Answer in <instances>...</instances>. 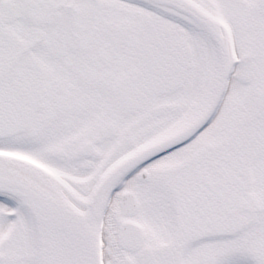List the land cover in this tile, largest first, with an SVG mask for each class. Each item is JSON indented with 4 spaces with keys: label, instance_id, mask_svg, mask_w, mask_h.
<instances>
[{
    "label": "snow or ice",
    "instance_id": "snow-or-ice-1",
    "mask_svg": "<svg viewBox=\"0 0 264 264\" xmlns=\"http://www.w3.org/2000/svg\"><path fill=\"white\" fill-rule=\"evenodd\" d=\"M0 264H264V0H0Z\"/></svg>",
    "mask_w": 264,
    "mask_h": 264
}]
</instances>
